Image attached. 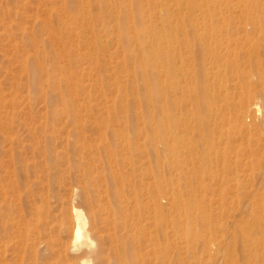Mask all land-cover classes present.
<instances>
[{"label": "rangeland", "instance_id": "obj_1", "mask_svg": "<svg viewBox=\"0 0 264 264\" xmlns=\"http://www.w3.org/2000/svg\"><path fill=\"white\" fill-rule=\"evenodd\" d=\"M190 1L197 19L215 13L225 25L180 30ZM221 1L222 11L209 12L202 0H0V264H191L207 240L228 242L238 220L264 210V153H251L264 124L254 106L241 116L251 87L244 72L256 67L241 58L240 0ZM148 29L169 39L158 60L141 35ZM141 57L159 64L148 85L161 93L154 107ZM207 89L220 91L204 97L214 104L209 119L195 104ZM196 147L210 158L192 154ZM109 166L130 200L142 191L143 201L101 224L104 261L87 263L86 248H72L74 208L83 206L72 191L106 195ZM156 195L179 209L175 235L166 222L163 232L143 220L156 217ZM140 220L148 229L129 231Z\"/></svg>", "mask_w": 264, "mask_h": 264}, {"label": "bare ground", "instance_id": "obj_2", "mask_svg": "<svg viewBox=\"0 0 264 264\" xmlns=\"http://www.w3.org/2000/svg\"><path fill=\"white\" fill-rule=\"evenodd\" d=\"M103 2L104 1H100V4ZM202 2L204 4L201 5V7L199 6V9L201 10L207 8V10L211 12L212 8H218L219 11H222L221 0H202ZM133 3L136 2L133 1ZM193 3V1L188 3L189 18L187 21H183L179 24V27L181 28L180 30L185 29L184 27H186L187 24L191 25L196 32L200 29L219 30L225 25V21L222 18H214V16H216L215 13L214 15L209 14L197 19L194 16L196 7L193 6ZM238 7L240 9L239 21L242 26V36L240 39L242 44L241 58L244 65H247V63L251 61L254 62L256 67L254 74L244 72L243 80L248 84L246 87L251 86V89L246 88L247 96L243 97V101L241 102V116L244 110L248 111L250 107L254 106L259 113V120L264 124V0H240V5ZM151 33H154L153 30L148 29L147 31L142 32L141 35L145 39L147 38L152 40L148 50L153 58L158 60L163 55L166 56L169 53L168 49H162V45L164 43L168 45L169 39L162 38L158 33L153 35ZM121 35L125 37L124 39H126V32L121 33ZM131 40L133 39H130V41ZM203 40L204 39H199L201 42H203ZM201 51L203 54H206L211 51V49L202 46ZM212 59L214 62L220 64L224 60L221 55L216 53H212ZM156 62H151L149 66L148 59L141 57L140 67L138 69V72L141 75L145 96L149 94L151 97L147 104L151 107L156 106L158 98H161L160 92H155L152 87H148V85L150 86L156 81L158 82L160 78L159 72H157V66L159 64ZM167 65V72L170 73L172 71L173 64L167 62ZM188 71L191 72L190 70ZM252 85L254 88H252ZM205 91L206 92L201 93L202 101L200 96L198 94L196 95L195 104L198 107L203 105L206 109L213 111L214 104L212 102L204 101V97L208 96V92L216 97L220 94V91L219 93H213L209 89ZM137 103L139 104L141 102L138 100ZM212 111L211 116L206 119L215 115ZM210 122L211 120H208L206 124H210ZM203 128V126L200 127V132L204 137H207L208 135L206 136V131ZM213 146L211 149L214 148ZM192 150V154L194 155L201 154V156L203 155V158L206 160L210 158L211 152H209L208 149H205L203 153L199 152L198 147ZM230 151V148H225L224 151L219 152V154L225 159ZM260 152L264 153V143L261 144L260 149L251 151L252 154H258ZM109 172L112 173L115 180L113 183L105 185L106 195L91 194L86 185L83 188L76 186L72 191L75 199H81L83 201V206L74 208L76 224L73 230L72 248L80 250L85 247L88 255L86 260L87 263L93 262L94 260L98 262L104 261L102 255L104 251L99 247L98 242V239H100V241L105 239V236L100 235L101 224H105L107 227L112 224L115 225V222L113 221L114 217L116 221L117 218L125 216V212H129L135 206H139V204L143 201L142 191L141 194H137L135 192L134 200L131 201L130 199L133 197V191H127L124 187L123 189L121 188L119 178L117 177L113 166H109ZM106 200H108L106 205L102 204V201ZM154 201L158 207L156 217H147L143 219L144 222L155 224L157 229L160 231L163 230V232L166 230V226L164 224L166 222L167 228H171L173 235H175V232L178 233L177 231L180 230L178 229L176 217L179 209L171 204L168 205V209H164L162 207V199L159 195L154 197ZM137 210L139 209L134 210L133 214ZM105 214H107V216H105ZM185 218H187V220H191L188 214L187 216L185 214ZM121 221L122 219H120V223ZM142 222L143 221L140 220L133 228H130L129 226L127 227L126 223H124V228H130L129 231L135 230L136 233L143 234L148 229V225L147 223L142 224ZM206 223L208 222L206 221ZM185 234L190 235L188 232ZM229 235V238L227 236L228 242L221 240L218 243H213V240H207V249L202 252H195L191 264H264V210L260 213L258 212L253 214L252 217L249 216L248 219H245L243 216L242 219L235 223V230L229 232ZM108 239H110V237H108ZM142 245V241L135 244L133 250H140ZM158 253H160V250L154 252V255ZM117 261L122 263L120 259ZM123 261L125 262V260Z\"/></svg>", "mask_w": 264, "mask_h": 264}]
</instances>
